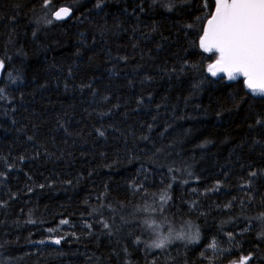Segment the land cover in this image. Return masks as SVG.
Listing matches in <instances>:
<instances>
[{
    "label": "trees",
    "instance_id": "obj_1",
    "mask_svg": "<svg viewBox=\"0 0 264 264\" xmlns=\"http://www.w3.org/2000/svg\"><path fill=\"white\" fill-rule=\"evenodd\" d=\"M203 5L0 0V264H264V98Z\"/></svg>",
    "mask_w": 264,
    "mask_h": 264
},
{
    "label": "snow or ice",
    "instance_id": "obj_2",
    "mask_svg": "<svg viewBox=\"0 0 264 264\" xmlns=\"http://www.w3.org/2000/svg\"><path fill=\"white\" fill-rule=\"evenodd\" d=\"M180 2L187 3L188 0ZM211 3V11L204 17H196L198 21L206 20L200 29L202 34L199 36V47L205 53L215 54V60L208 65V71L214 77L224 73L230 81L243 77V84L253 95L264 97V0H211ZM96 6L100 7V3ZM203 6L208 8L209 0H204ZM68 14L69 10L62 8L56 13V19H63ZM47 23L51 24L52 20H47ZM0 68H3L2 61ZM255 123L264 127V119H257ZM100 135L103 136L104 133L100 132ZM161 200L167 203L166 195H162ZM61 223L66 224L68 221ZM145 223L151 228L154 221ZM103 226L109 227L106 222ZM175 238L184 237L177 235ZM60 242V239L53 241L55 244ZM171 242L169 237H163L154 241L150 247L163 249ZM136 243L140 241L137 239ZM246 260L247 258L243 264H246Z\"/></svg>",
    "mask_w": 264,
    "mask_h": 264
},
{
    "label": "water",
    "instance_id": "obj_3",
    "mask_svg": "<svg viewBox=\"0 0 264 264\" xmlns=\"http://www.w3.org/2000/svg\"><path fill=\"white\" fill-rule=\"evenodd\" d=\"M62 8H66V9H68L69 10V14L67 15V16H65V18H63V19H60V20H57L56 19V13L58 12V11H60V9H62ZM72 14H73V12H72V9L71 8H69V7H67V6H60V7H58L57 9H55L53 12H52V14H51V18H52V20L54 21V22H65V21H68L71 17H72ZM206 23V22H205ZM201 49V48H200ZM202 50V49H201ZM203 51V50H202ZM204 52V51H203ZM205 53V52H204ZM206 54H214V53H206ZM214 62V61H213ZM212 62V63H213ZM210 73V72H209ZM210 75H211V73H210ZM212 76V75H211ZM215 80H220V79H223V80H225V82L226 83H233V82H236V81H238V80H242V82H243V77H240V78H238L237 80H235V81H230V80H228L227 79V76L224 74V73H220V74H218L217 76H212ZM244 85V84H243ZM244 88H245V90H246V92L248 93V94H250L251 96H253V97H262V96H259V95H253L251 92H250V90H248L246 87H245V85H244ZM262 98H264V97H262ZM243 261L244 260H240L239 262H235V263H233V264H243Z\"/></svg>",
    "mask_w": 264,
    "mask_h": 264
},
{
    "label": "rangeland",
    "instance_id": "obj_4",
    "mask_svg": "<svg viewBox=\"0 0 264 264\" xmlns=\"http://www.w3.org/2000/svg\"><path fill=\"white\" fill-rule=\"evenodd\" d=\"M0 70H1V68H0ZM239 261H240V260H239ZM239 261H238V262H239Z\"/></svg>",
    "mask_w": 264,
    "mask_h": 264
}]
</instances>
